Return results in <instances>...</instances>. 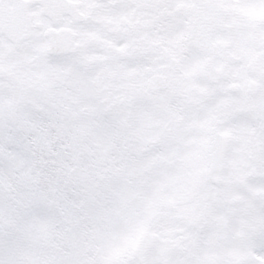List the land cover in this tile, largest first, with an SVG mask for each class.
Masks as SVG:
<instances>
[{"label":"snow or ice","instance_id":"6c2138e0","mask_svg":"<svg viewBox=\"0 0 264 264\" xmlns=\"http://www.w3.org/2000/svg\"><path fill=\"white\" fill-rule=\"evenodd\" d=\"M0 264H264V0H0Z\"/></svg>","mask_w":264,"mask_h":264}]
</instances>
